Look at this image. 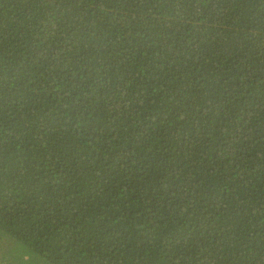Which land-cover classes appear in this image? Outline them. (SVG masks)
I'll use <instances>...</instances> for the list:
<instances>
[{"label":"trees","instance_id":"16d2710c","mask_svg":"<svg viewBox=\"0 0 264 264\" xmlns=\"http://www.w3.org/2000/svg\"><path fill=\"white\" fill-rule=\"evenodd\" d=\"M0 264H264V0H0Z\"/></svg>","mask_w":264,"mask_h":264}]
</instances>
